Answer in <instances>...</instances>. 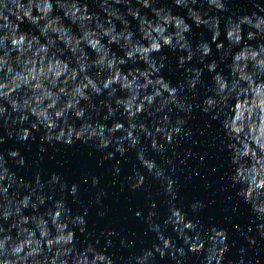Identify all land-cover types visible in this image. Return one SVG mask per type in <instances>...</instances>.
<instances>
[{
  "label": "clouds",
  "instance_id": "obj_1",
  "mask_svg": "<svg viewBox=\"0 0 264 264\" xmlns=\"http://www.w3.org/2000/svg\"><path fill=\"white\" fill-rule=\"evenodd\" d=\"M231 2L91 0L93 8L89 0H0V145L37 137L53 148L79 142L113 161L115 174L134 153L126 183L149 194L147 211L135 216L155 236L150 248L124 256L109 252L113 237L121 249H134L135 241L110 230L100 233V247L87 232L89 209L75 212L69 203H81L80 184L56 172L18 176L14 167L26 160L10 148L0 151V264H187L190 256L198 264H262L264 0H248L250 11H233ZM193 27L209 37L197 38ZM165 48L184 73L175 85L163 75ZM197 109L219 125L211 142L227 153L221 179L234 190L225 203L234 204L233 213L246 204L253 216L243 229L234 225L247 242L235 259L228 230L199 218L205 204L196 200L185 210L178 202L176 172L185 159L174 148L192 136ZM149 177L166 197L163 219ZM98 184L91 177V187ZM106 195L101 189L91 202L102 205Z\"/></svg>",
  "mask_w": 264,
  "mask_h": 264
},
{
  "label": "water",
  "instance_id": "obj_2",
  "mask_svg": "<svg viewBox=\"0 0 264 264\" xmlns=\"http://www.w3.org/2000/svg\"><path fill=\"white\" fill-rule=\"evenodd\" d=\"M89 3L95 8L91 0ZM160 4L170 5L171 0H160ZM230 7L233 11L251 10L248 0H232ZM176 11L183 14L179 9ZM193 32L197 38H199L200 32L205 33V38L209 37L203 28L193 27ZM163 54L168 57L163 75L175 85L184 78L183 71L176 67L177 54L167 48L163 49ZM204 78L210 80L207 72H205ZM209 123L211 128L206 126ZM189 127L192 136L187 140H182L174 148L181 154V158L185 159V164L178 167L176 172L180 183L178 202L185 210H188L194 201H202L205 208L199 213V218L204 223L216 224L228 230L230 245L233 241L235 242V245L230 247L228 257L235 259L238 249L247 247V242L240 232L234 230V225L240 224L242 229L248 226L253 219L251 210L248 205L241 203L233 213L234 204L225 203L228 196H234V190L226 181L221 179L229 171L227 153L218 152L217 146L211 142L213 134H220L219 125L197 109L189 120ZM0 134H2V129H0ZM41 146L47 149L43 154L39 152ZM10 148L20 150L26 160L23 167H14L18 176L29 180L38 171L45 175L56 172L61 174L69 184L73 182L80 184L81 203L76 204L71 199L69 203L75 212H81L84 207L89 209L87 232L100 238V247H103L106 242L105 238L100 237V233H107L110 230L135 241L134 249H121L119 237H113V246L109 248L110 253L116 252L117 255L128 256L134 251L139 252L140 249L151 247L155 240L154 234L146 232V224L135 216V212L138 210L142 213L147 211L149 194L143 189L132 191L126 183V177L130 174L132 165L135 163L134 153L129 152L127 154L128 159L121 162V172L115 174L111 167L113 161L103 160V153L79 142L73 146L56 145L53 148L41 142L37 137L35 141L22 144L7 140L4 145H0V151H7ZM189 150L192 151L193 155L185 157ZM41 156L43 159L40 158ZM93 176L99 177V184L96 188L91 187V177ZM188 176L191 179H185ZM86 179L88 183H85ZM148 184L151 185V198L158 203V212L163 219L167 215L166 197L160 195L159 185L151 177H149ZM101 189L107 195L103 198L102 205H96L91 202L93 194ZM101 210H106V215L103 217L97 214ZM169 232H171L170 229ZM86 238V236H80L82 241ZM259 258L264 264V249L260 250ZM158 264H172V262L165 258L159 260ZM187 264H198L197 258L190 256Z\"/></svg>",
  "mask_w": 264,
  "mask_h": 264
}]
</instances>
